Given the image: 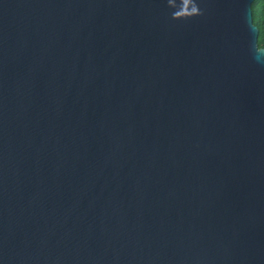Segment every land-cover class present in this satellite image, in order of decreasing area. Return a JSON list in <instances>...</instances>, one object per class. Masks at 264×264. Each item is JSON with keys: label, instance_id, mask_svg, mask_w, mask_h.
Instances as JSON below:
<instances>
[{"label": "water", "instance_id": "water-1", "mask_svg": "<svg viewBox=\"0 0 264 264\" xmlns=\"http://www.w3.org/2000/svg\"><path fill=\"white\" fill-rule=\"evenodd\" d=\"M252 2L0 0V264H264Z\"/></svg>", "mask_w": 264, "mask_h": 264}, {"label": "trees", "instance_id": "trees-1", "mask_svg": "<svg viewBox=\"0 0 264 264\" xmlns=\"http://www.w3.org/2000/svg\"><path fill=\"white\" fill-rule=\"evenodd\" d=\"M251 12L253 24L258 29V48L264 49V0H253Z\"/></svg>", "mask_w": 264, "mask_h": 264}, {"label": "clouds", "instance_id": "clouds-1", "mask_svg": "<svg viewBox=\"0 0 264 264\" xmlns=\"http://www.w3.org/2000/svg\"><path fill=\"white\" fill-rule=\"evenodd\" d=\"M188 3V0H168V6L170 8L176 9V11L173 12V18L176 19L177 17L181 16V14L185 11V5ZM199 12L198 7L193 4V7L191 9L190 14H197Z\"/></svg>", "mask_w": 264, "mask_h": 264}]
</instances>
